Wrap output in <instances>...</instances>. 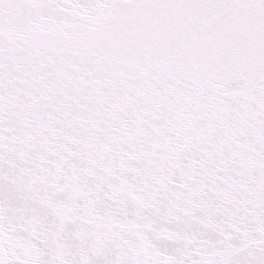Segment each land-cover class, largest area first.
<instances>
[{
    "label": "snow or ice",
    "instance_id": "6c2138e0",
    "mask_svg": "<svg viewBox=\"0 0 264 264\" xmlns=\"http://www.w3.org/2000/svg\"><path fill=\"white\" fill-rule=\"evenodd\" d=\"M0 264H264V0H0Z\"/></svg>",
    "mask_w": 264,
    "mask_h": 264
}]
</instances>
